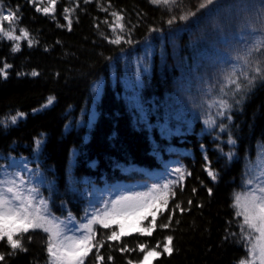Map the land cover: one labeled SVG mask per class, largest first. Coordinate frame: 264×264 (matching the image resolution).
Masks as SVG:
<instances>
[{
  "label": "trees",
  "instance_id": "16d2710c",
  "mask_svg": "<svg viewBox=\"0 0 264 264\" xmlns=\"http://www.w3.org/2000/svg\"><path fill=\"white\" fill-rule=\"evenodd\" d=\"M200 2L177 0L169 11L149 0H57L55 11L45 15L35 8L47 7L49 0H0V9L19 18L15 34L23 27L33 40L31 48L21 41V50L13 53L15 42L0 37V69L12 65L7 78L0 77V119L17 111L26 114L15 126L0 125V166L15 161L9 171L26 165L42 173L41 191L47 196L53 186L51 210L61 218L69 209L79 218L89 200L107 197L111 188L162 182L175 167L185 170L183 191L175 188L170 210L177 203L189 208L191 199L190 211L177 210L168 229L160 227L168 213L159 216L151 237L133 234L119 244L106 242L100 249L103 264H127L129 259L135 264L142 254H121V247L159 242L162 250L168 235L173 236V254L154 264H239L247 256L238 236L226 240L225 230L239 232L234 222L228 223L232 194L241 187L246 164L264 153V81L258 80L239 103L232 101L231 121L216 117L205 101L215 91L222 57L234 58L248 34L257 40L264 36V0H217L215 9L197 13V23L193 17L169 27L172 15L195 11ZM112 11L125 17L132 44L107 42L113 38ZM65 15L72 20L71 31ZM3 27L12 26L3 22ZM32 71L38 75L31 76ZM49 97L54 104L33 113ZM209 118L216 124L207 126ZM230 135L235 145L227 143ZM37 139L43 141L40 147ZM220 149L235 153L231 162ZM206 166L218 173L215 183ZM62 202L67 209H61ZM45 238L30 232L22 238L27 251L15 253L0 241L5 256L0 264H46ZM86 264H95V250Z\"/></svg>",
  "mask_w": 264,
  "mask_h": 264
},
{
  "label": "snow or ice",
  "instance_id": "6c2138e0",
  "mask_svg": "<svg viewBox=\"0 0 264 264\" xmlns=\"http://www.w3.org/2000/svg\"><path fill=\"white\" fill-rule=\"evenodd\" d=\"M85 4L91 0H83ZM32 3V0H29ZM57 0H49L47 7L42 9L37 6V12H43L45 15L52 14L55 11ZM153 6H174L177 0H149ZM211 6V7H210ZM77 7L79 5L77 4ZM217 7V0H201L195 11H189L180 14L178 17L172 15L167 20L169 27L177 21L188 22L201 10H212ZM102 11H107L102 8ZM172 9L169 8V11ZM19 11V8H17ZM68 13L69 9L65 8ZM110 16L113 18L109 24L113 38H107V42L119 46L121 44H132L130 36L126 35L125 17L121 12L112 11ZM264 17V12L261 13ZM15 12H4L0 9V37L8 41L15 42L11 48L13 53L21 50V41H27L28 47L33 46V40L30 39L29 32L21 27L19 34H15V25L18 21ZM67 21L68 31L72 30V20L69 15L64 16ZM199 17L193 23H197ZM3 22H7L12 27L5 29ZM108 24V21H104ZM261 23H264L262 19ZM57 27H63L58 24ZM151 31H159L153 28ZM249 39L241 41L243 47L237 52L234 58L222 57L224 67L219 71L216 77L214 93L206 94L208 96L205 104L209 110L215 109L216 117H226L231 121V115H228L232 108V101L239 103L243 95L251 90L255 83L264 81V36L257 40L251 34ZM47 51V49H45ZM12 65L4 63L0 69V77L7 78V69ZM22 75V73H17ZM37 71H32L31 76L36 77ZM54 97H49L47 103L40 109H33V113L43 111L54 104ZM26 114L17 111L15 115L0 119V125L7 128L10 125L15 126L19 120L25 118ZM209 127L216 124L214 118L205 121ZM225 125H219L221 131H224ZM37 147L43 144L41 139L35 141ZM229 145H235V140L231 135L228 138ZM203 148V145H201ZM223 155L231 162L235 153L229 151ZM207 161V156L205 155ZM16 167V162L12 161L8 168L0 166V241H6L7 245L15 253L17 250L26 252L23 246L22 238L30 232H42L45 234V252L47 256L46 264H86V260L95 250V264H103L104 257L100 255V249L106 242L121 243L122 238L138 234L141 237H151L157 230L158 217L168 213L166 223L160 225L163 229H168L177 210L183 214L190 211L192 200L188 201L189 208L185 209L180 203H177L170 210V202L175 199V188L179 187L183 191L186 179L185 170L182 167H175L162 182L153 183L146 191L136 190L135 186L125 188H111L107 194L89 200L83 210V215L77 218L69 209L67 216L57 217L52 213L51 204L53 186L49 184V195L41 191L44 186L43 174L38 170L33 172L28 170L26 165L23 169L17 167L16 171L9 169ZM207 175L215 183L218 179V173L209 166L204 169ZM187 175H190L188 173ZM75 191V189H73ZM193 189V193H196ZM116 195L112 197V193ZM209 196L214 192L211 187L207 188ZM197 207L202 205L197 204ZM230 207L233 209L232 220L239 232L226 229L225 239L237 237L238 242L242 243L247 252L246 258L241 259L239 264H264V153H262L256 163L249 162L245 166V172L242 177V184L239 190H234ZM61 209H67L66 203H61ZM179 223V221H177ZM104 230L100 235L103 237L98 240L99 230ZM32 236H28L29 242ZM161 250V244L149 247L145 243H138L136 249L124 245L119 249L121 254L137 251L142 254L135 261V264H154V261L167 254H173V236L168 235L164 238ZM111 246V245H110ZM5 256L0 253V261H4ZM109 261L113 257H108ZM127 264H134L129 259Z\"/></svg>",
  "mask_w": 264,
  "mask_h": 264
}]
</instances>
